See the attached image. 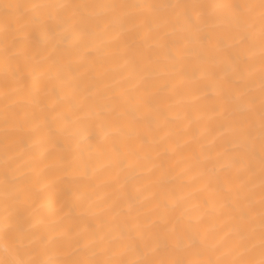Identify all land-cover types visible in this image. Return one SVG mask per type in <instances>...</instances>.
I'll use <instances>...</instances> for the list:
<instances>
[{
	"label": "snow or ice",
	"instance_id": "6c2138e0",
	"mask_svg": "<svg viewBox=\"0 0 264 264\" xmlns=\"http://www.w3.org/2000/svg\"><path fill=\"white\" fill-rule=\"evenodd\" d=\"M0 129V264H264V0H0Z\"/></svg>",
	"mask_w": 264,
	"mask_h": 264
},
{
	"label": "bare ground",
	"instance_id": "6f19581e",
	"mask_svg": "<svg viewBox=\"0 0 264 264\" xmlns=\"http://www.w3.org/2000/svg\"><path fill=\"white\" fill-rule=\"evenodd\" d=\"M112 67H113V65L111 63H106L104 65V69H107L108 71H111ZM104 69H101V70H104ZM105 85L114 86V81L112 79H108L106 81L101 82L99 87L101 89H103V88H105ZM201 95H204V93L202 92ZM211 95H212L211 90L209 89L208 96H211ZM205 103L210 104L211 101L208 100V101H205ZM3 154H4V143H3L2 129H0V163H2ZM25 171L27 172L28 169H25ZM255 191L257 193V198H258V192H259L258 187L255 188ZM114 196H115L114 190L107 189V188L101 186L96 190V192L93 196V199L97 203H102L104 200H107L110 197H114ZM42 202L45 204V207L41 209L39 215H40V217L43 218L44 222L50 223L51 221L57 219V217L55 216L54 213H55V210L60 207L61 202L55 201V200H53L52 202H49L47 200V198H45ZM49 204H50V206H49ZM97 212H98V209H92L91 211L87 212L83 216L82 220L80 221L81 226H89L90 225L92 228H95L96 223H97V221H96ZM74 215H75V213H74ZM42 233H43V226H41L40 232L38 233V235L42 234Z\"/></svg>",
	"mask_w": 264,
	"mask_h": 264
}]
</instances>
